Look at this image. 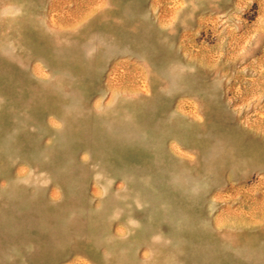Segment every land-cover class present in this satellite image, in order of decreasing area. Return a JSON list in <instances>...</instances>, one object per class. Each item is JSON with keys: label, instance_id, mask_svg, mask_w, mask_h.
<instances>
[{"label": "rangeland", "instance_id": "obj_1", "mask_svg": "<svg viewBox=\"0 0 264 264\" xmlns=\"http://www.w3.org/2000/svg\"><path fill=\"white\" fill-rule=\"evenodd\" d=\"M0 264H264V0H0Z\"/></svg>", "mask_w": 264, "mask_h": 264}]
</instances>
